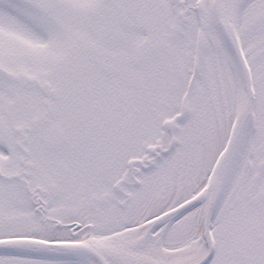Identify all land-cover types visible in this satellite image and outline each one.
<instances>
[{
    "label": "snow or ice",
    "instance_id": "obj_1",
    "mask_svg": "<svg viewBox=\"0 0 264 264\" xmlns=\"http://www.w3.org/2000/svg\"><path fill=\"white\" fill-rule=\"evenodd\" d=\"M0 264H264V0H0Z\"/></svg>",
    "mask_w": 264,
    "mask_h": 264
}]
</instances>
